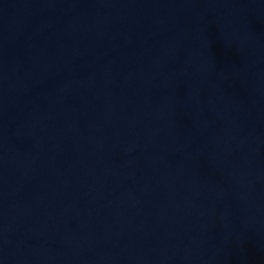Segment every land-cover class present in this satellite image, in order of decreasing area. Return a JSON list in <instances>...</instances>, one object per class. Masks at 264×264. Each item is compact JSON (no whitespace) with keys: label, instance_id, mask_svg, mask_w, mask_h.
Listing matches in <instances>:
<instances>
[{"label":"water","instance_id":"obj_1","mask_svg":"<svg viewBox=\"0 0 264 264\" xmlns=\"http://www.w3.org/2000/svg\"><path fill=\"white\" fill-rule=\"evenodd\" d=\"M0 264H264V0H0Z\"/></svg>","mask_w":264,"mask_h":264}]
</instances>
